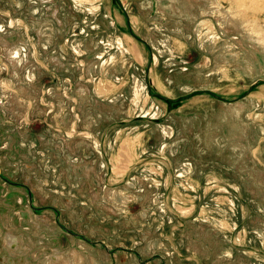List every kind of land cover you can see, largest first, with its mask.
<instances>
[{"label":"rangeland","instance_id":"obj_1","mask_svg":"<svg viewBox=\"0 0 264 264\" xmlns=\"http://www.w3.org/2000/svg\"><path fill=\"white\" fill-rule=\"evenodd\" d=\"M0 264H264V0H0Z\"/></svg>","mask_w":264,"mask_h":264},{"label":"bare ground","instance_id":"obj_2","mask_svg":"<svg viewBox=\"0 0 264 264\" xmlns=\"http://www.w3.org/2000/svg\"><path fill=\"white\" fill-rule=\"evenodd\" d=\"M6 240H7V242H10V244H12V245H14V246H16V243H17V239H16V237H13V236H8L7 238H6ZM75 256H77L76 254H75Z\"/></svg>","mask_w":264,"mask_h":264}]
</instances>
